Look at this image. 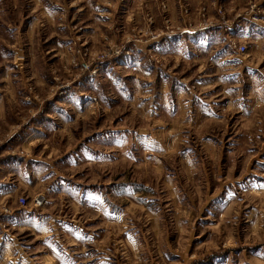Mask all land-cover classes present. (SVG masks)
<instances>
[{"label": "rangeland", "instance_id": "obj_1", "mask_svg": "<svg viewBox=\"0 0 264 264\" xmlns=\"http://www.w3.org/2000/svg\"><path fill=\"white\" fill-rule=\"evenodd\" d=\"M0 264H264V0H0Z\"/></svg>", "mask_w": 264, "mask_h": 264}, {"label": "built area", "instance_id": "obj_2", "mask_svg": "<svg viewBox=\"0 0 264 264\" xmlns=\"http://www.w3.org/2000/svg\"><path fill=\"white\" fill-rule=\"evenodd\" d=\"M238 49H239L240 51H243V50H244V46H243V45H240V46L238 47ZM18 200H19V202H20L21 204H25V199H24L23 196H20V197L18 198ZM35 202H36V203H39L40 201H38V200L36 199Z\"/></svg>", "mask_w": 264, "mask_h": 264}]
</instances>
